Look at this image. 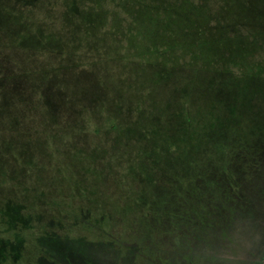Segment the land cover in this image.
I'll return each instance as SVG.
<instances>
[{
    "label": "rangeland",
    "instance_id": "1",
    "mask_svg": "<svg viewBox=\"0 0 264 264\" xmlns=\"http://www.w3.org/2000/svg\"><path fill=\"white\" fill-rule=\"evenodd\" d=\"M263 133L264 0H0V264H264Z\"/></svg>",
    "mask_w": 264,
    "mask_h": 264
},
{
    "label": "flooded vegetation",
    "instance_id": "2",
    "mask_svg": "<svg viewBox=\"0 0 264 264\" xmlns=\"http://www.w3.org/2000/svg\"><path fill=\"white\" fill-rule=\"evenodd\" d=\"M264 134V133H263ZM263 153H264V150L262 151ZM264 169V168H263ZM251 204H252V207L251 206H249L248 204H245L244 203V206H243V210H242V212H243V214H245L247 217L250 215V216H253L252 215V212L255 210V207L257 206V205H255L253 202H251ZM259 205H260V207L263 209V213H264V198H262V200H261V202L259 203ZM249 206V207H248ZM246 208V210H245V208ZM253 209V210H252ZM254 213V212H253ZM259 218H261L262 220H260L261 222L264 220V214H260L259 215ZM258 218V219H259ZM254 221L255 220H257V218H256V216L254 217V219H253ZM257 222H258V220H257ZM260 222V223H261Z\"/></svg>",
    "mask_w": 264,
    "mask_h": 264
},
{
    "label": "trees",
    "instance_id": "3",
    "mask_svg": "<svg viewBox=\"0 0 264 264\" xmlns=\"http://www.w3.org/2000/svg\"><path fill=\"white\" fill-rule=\"evenodd\" d=\"M241 145V144H240ZM227 168V167H226Z\"/></svg>",
    "mask_w": 264,
    "mask_h": 264
}]
</instances>
